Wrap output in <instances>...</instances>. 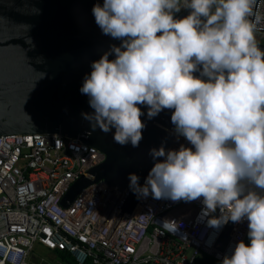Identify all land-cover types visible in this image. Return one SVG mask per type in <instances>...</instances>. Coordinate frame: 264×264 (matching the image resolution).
I'll return each instance as SVG.
<instances>
[{"label":"clouds","instance_id":"obj_1","mask_svg":"<svg viewBox=\"0 0 264 264\" xmlns=\"http://www.w3.org/2000/svg\"><path fill=\"white\" fill-rule=\"evenodd\" d=\"M254 3H96V25L121 43L91 63L80 88L93 109L84 118L94 129H115L121 146H139L143 108L149 119L171 110L175 134L190 146L152 148L144 184L130 173L129 187L142 198L200 200L213 228L246 220L247 240L222 264H264V46L251 20ZM182 9L189 14L178 18Z\"/></svg>","mask_w":264,"mask_h":264},{"label":"built area","instance_id":"obj_2","mask_svg":"<svg viewBox=\"0 0 264 264\" xmlns=\"http://www.w3.org/2000/svg\"><path fill=\"white\" fill-rule=\"evenodd\" d=\"M253 8L255 34L264 35V0ZM105 160L101 151L61 135L1 137L0 264H28L36 243L66 251L78 264H222L247 240L245 220L224 252L214 248L228 223L210 227L200 200L141 197L131 215L122 214L125 193L104 181L63 209L70 186Z\"/></svg>","mask_w":264,"mask_h":264},{"label":"water","instance_id":"obj_3","mask_svg":"<svg viewBox=\"0 0 264 264\" xmlns=\"http://www.w3.org/2000/svg\"><path fill=\"white\" fill-rule=\"evenodd\" d=\"M96 3L103 0H0V138L54 134L101 151L105 162L75 181L59 204L68 209L82 190L104 181L125 193L118 209L131 215L141 197L130 189L129 174L143 185L155 163L152 148L190 145L175 134L171 110L149 119L143 108L138 147L115 143V129H94L82 115L93 111L80 92L91 63L121 43L96 25ZM240 224L228 222L214 248L224 252Z\"/></svg>","mask_w":264,"mask_h":264},{"label":"rangeland","instance_id":"obj_4","mask_svg":"<svg viewBox=\"0 0 264 264\" xmlns=\"http://www.w3.org/2000/svg\"><path fill=\"white\" fill-rule=\"evenodd\" d=\"M259 44H264V35L256 34ZM28 264H65L56 257L55 251H50L40 243H36Z\"/></svg>","mask_w":264,"mask_h":264},{"label":"trees","instance_id":"obj_5","mask_svg":"<svg viewBox=\"0 0 264 264\" xmlns=\"http://www.w3.org/2000/svg\"><path fill=\"white\" fill-rule=\"evenodd\" d=\"M56 257L62 260L65 264H78L76 260L71 256L70 253L63 250H55ZM86 264H92L91 261H88Z\"/></svg>","mask_w":264,"mask_h":264},{"label":"crops","instance_id":"obj_6","mask_svg":"<svg viewBox=\"0 0 264 264\" xmlns=\"http://www.w3.org/2000/svg\"><path fill=\"white\" fill-rule=\"evenodd\" d=\"M50 251H52V250H50Z\"/></svg>","mask_w":264,"mask_h":264}]
</instances>
